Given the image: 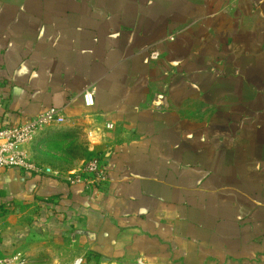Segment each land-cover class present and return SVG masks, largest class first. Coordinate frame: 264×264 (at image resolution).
<instances>
[{
  "label": "crops",
  "instance_id": "0c3cea01",
  "mask_svg": "<svg viewBox=\"0 0 264 264\" xmlns=\"http://www.w3.org/2000/svg\"><path fill=\"white\" fill-rule=\"evenodd\" d=\"M50 109L108 180L1 169V257L264 264V0H0V128Z\"/></svg>",
  "mask_w": 264,
  "mask_h": 264
},
{
  "label": "built area",
  "instance_id": "2783aa9c",
  "mask_svg": "<svg viewBox=\"0 0 264 264\" xmlns=\"http://www.w3.org/2000/svg\"><path fill=\"white\" fill-rule=\"evenodd\" d=\"M152 59L158 60L159 53H153ZM83 100L87 108L94 107L95 90L88 88L83 94ZM61 119L60 110L50 109L37 118L0 128V170L17 168L62 180L70 186H82L88 191L102 189L108 180L110 169L107 156L92 154L78 170L74 171H62L49 166L36 165L26 156L25 147L36 130ZM108 128L111 129L112 125ZM27 262V258L21 253L0 256V264H27ZM72 264H87V262L84 258H78Z\"/></svg>",
  "mask_w": 264,
  "mask_h": 264
},
{
  "label": "rangeland",
  "instance_id": "374dc122",
  "mask_svg": "<svg viewBox=\"0 0 264 264\" xmlns=\"http://www.w3.org/2000/svg\"><path fill=\"white\" fill-rule=\"evenodd\" d=\"M63 124L61 119L36 130L25 147L26 156L31 162L54 169L68 170L79 161L89 158L91 152L81 129L78 127L63 128ZM76 259L56 264H72ZM38 264L49 263L40 262Z\"/></svg>",
  "mask_w": 264,
  "mask_h": 264
},
{
  "label": "trees",
  "instance_id": "16d2710c",
  "mask_svg": "<svg viewBox=\"0 0 264 264\" xmlns=\"http://www.w3.org/2000/svg\"><path fill=\"white\" fill-rule=\"evenodd\" d=\"M97 257H95V256H88L87 257V263L88 264H97V259H96ZM93 262V263H92Z\"/></svg>",
  "mask_w": 264,
  "mask_h": 264
}]
</instances>
